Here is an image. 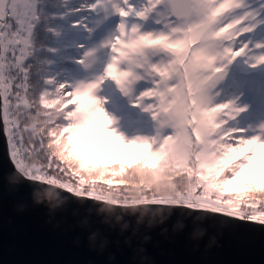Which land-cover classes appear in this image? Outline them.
I'll use <instances>...</instances> for the list:
<instances>
[{
	"label": "snow or ice",
	"instance_id": "obj_1",
	"mask_svg": "<svg viewBox=\"0 0 264 264\" xmlns=\"http://www.w3.org/2000/svg\"><path fill=\"white\" fill-rule=\"evenodd\" d=\"M262 23L264 0H0V120L15 169L109 206L186 207L264 226V136L235 126L246 106L217 91L237 57L264 63V45L242 39ZM106 78L124 95L151 81L136 103L152 112L155 135L125 139L111 127L105 105L118 99ZM114 142L142 152L127 158ZM171 145L190 151L173 160ZM40 152L67 179L26 164Z\"/></svg>",
	"mask_w": 264,
	"mask_h": 264
},
{
	"label": "water",
	"instance_id": "obj_2",
	"mask_svg": "<svg viewBox=\"0 0 264 264\" xmlns=\"http://www.w3.org/2000/svg\"><path fill=\"white\" fill-rule=\"evenodd\" d=\"M0 264H264V226L34 182L15 169L0 120Z\"/></svg>",
	"mask_w": 264,
	"mask_h": 264
},
{
	"label": "rangeland",
	"instance_id": "obj_3",
	"mask_svg": "<svg viewBox=\"0 0 264 264\" xmlns=\"http://www.w3.org/2000/svg\"><path fill=\"white\" fill-rule=\"evenodd\" d=\"M150 26H151L150 23L145 25V27H150ZM260 29L264 30V23L258 24L255 28L252 29V31L245 33L242 39L248 41L250 45L255 46L256 44H258L257 43L258 39L256 38V36L258 37L261 34L262 42L264 44V32L258 33L259 35H257V31ZM240 59L245 60L246 61L245 63H247V66H249L250 68H256V69L260 68L262 73L261 81L264 82V76H263L264 63L257 64L255 66L253 65L252 62L246 60L244 57H237L235 60H233L230 64L226 66L224 70V79L221 80L217 85V91L219 92L218 99L226 102L228 100H232L238 97L236 103L241 106H246V109L242 112H239L237 115L238 116L247 115L248 119H250L248 127H243L242 125H240L238 126V128L242 129L245 132V134L249 137L252 135L264 136V88L258 90L257 89L258 85L255 84L254 82H251L249 76L245 78L246 82L248 83L246 84V86L241 88L237 87L236 91L232 90V87H230V89L232 90L231 94H228L227 91L229 89V83L232 81V78L235 76L233 72L239 68L237 67L238 66L237 62L240 61ZM103 63L105 64L107 63V57L103 58ZM93 74L100 75L102 74V72L96 71ZM140 74L143 76L142 71ZM151 86L152 84L150 80L140 79L138 81H135L131 86L132 90L127 95H124L120 91L119 86L114 81H112L111 78H106L104 81L103 87L105 89H110L114 97L118 99V104H116L115 106H113L112 104L105 105L106 110L109 112L113 120L111 127L115 129L119 134L123 135L125 139H133L137 136H141L140 134L134 133L129 127V120L132 118L133 119L137 118V120L140 119L141 124L149 123V122L153 123L157 128V122L153 118L152 112L145 110L143 105L136 103V100L139 97L140 93L147 90ZM71 108L72 107H70V109ZM165 131L167 132L170 130H165ZM114 143L116 144V146L126 147L127 152H130L132 157L138 156L142 152V150L137 149L134 146L119 145V142H114ZM245 151H247V148L245 149ZM261 151H264V149H262Z\"/></svg>",
	"mask_w": 264,
	"mask_h": 264
},
{
	"label": "trees",
	"instance_id": "obj_4",
	"mask_svg": "<svg viewBox=\"0 0 264 264\" xmlns=\"http://www.w3.org/2000/svg\"><path fill=\"white\" fill-rule=\"evenodd\" d=\"M72 2L73 3H79V2H82V0H72ZM47 3L49 5H57L60 3V0H47ZM263 32H264V30L260 29L257 31V35H259L258 33H263ZM260 37H261V34L258 37L256 36V38L258 39L257 43L264 45L262 42V37L261 38ZM243 40H245V39H243ZM241 60H243V59H240V61L237 62L238 63L237 67H239V68L233 72L235 76L232 78V81L229 83V89L227 90L228 94H231L232 90L236 91L237 87L241 88V87L246 86V84H248V83L246 82L245 78H247L249 76H250L249 78L251 79V82H254L255 84L258 85V87H257L258 90L264 88V82L261 81L262 80L261 69L260 68H258V69L250 68L249 66H247V63H245L246 62L245 60H243V61H241ZM263 76H264V74H263ZM230 87H232V90L230 89ZM21 95H24L23 91L21 92ZM223 95H226V94H223ZM28 96L30 99L32 98L31 93H28ZM36 98L38 99V94H37ZM40 107L43 108L44 106L41 105ZM70 107H73V105H71V104L67 105L65 107L64 111L66 112L68 110H72V108L70 109ZM17 111H18L19 120H20L21 124H23L25 121V118H26L25 114L20 113L19 110H17ZM50 111L55 113V107L50 109ZM237 116L238 115L235 116L232 123H234L235 126H237V127L240 125H242L243 127H248L247 123L250 121V119H248V116L247 115H241V116L239 115L238 117ZM137 121H139V122H137ZM29 123H31V121H29ZM129 127L131 128V130L134 133L140 134L142 137L153 136V135H155V132H156V126L153 123L149 122V123L141 124L140 119L137 120V118H134V119L132 118L129 120ZM66 135L67 134H65V136ZM29 139H30L29 134L25 133L26 146L28 145ZM47 143H48V140H47V138H45V141H44L45 146L47 145ZM36 146L39 147L38 140L36 142ZM131 157L132 156H131L130 152H127V158H131ZM54 159L56 160V163L61 164L62 167L67 168V164L65 162H61L58 160V158H55V157H54ZM26 164L30 167L35 166L37 168H41L44 171L49 172V174H57L58 173L61 177H63L64 179H67V177L63 176V173H59L58 169H57L56 173H53L52 168L48 167V160L46 158V155L43 152H40L38 155L37 154H30L28 156V158L26 159ZM53 167H54V165H53ZM74 182L75 181L73 180V183ZM40 183H45V182H40ZM121 187H123V186H121ZM125 194H128V193H125ZM131 194L135 195L136 192L134 191Z\"/></svg>",
	"mask_w": 264,
	"mask_h": 264
},
{
	"label": "clouds",
	"instance_id": "obj_5",
	"mask_svg": "<svg viewBox=\"0 0 264 264\" xmlns=\"http://www.w3.org/2000/svg\"><path fill=\"white\" fill-rule=\"evenodd\" d=\"M189 151H190L189 145H184L183 149H181L180 146L171 145L170 146V157L173 160H179L182 158L183 155H186L187 152H189ZM168 175L178 176V179H176L175 183L181 189L185 188L189 184V180H188L187 176H179L177 173H173V172H169ZM140 178L141 179H150V177H147L144 174H140ZM167 185H168V181H165L164 184L162 186H160V191L162 192V194L168 190ZM53 195H54V193L49 192L50 197Z\"/></svg>",
	"mask_w": 264,
	"mask_h": 264
},
{
	"label": "bare ground",
	"instance_id": "obj_6",
	"mask_svg": "<svg viewBox=\"0 0 264 264\" xmlns=\"http://www.w3.org/2000/svg\"><path fill=\"white\" fill-rule=\"evenodd\" d=\"M247 124H249V122Z\"/></svg>",
	"mask_w": 264,
	"mask_h": 264
}]
</instances>
